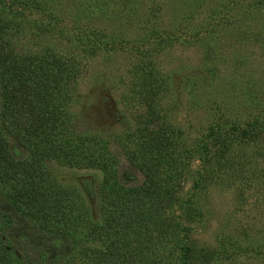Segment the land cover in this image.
Masks as SVG:
<instances>
[{"label":"rangeland","instance_id":"374dc122","mask_svg":"<svg viewBox=\"0 0 264 264\" xmlns=\"http://www.w3.org/2000/svg\"><path fill=\"white\" fill-rule=\"evenodd\" d=\"M84 1L59 0L52 9L60 18L62 31L82 26L95 29L103 41L110 37L123 40L79 59L84 65L72 82L71 97L56 95L60 126L55 139L46 145L54 151L69 150L71 161L62 155L52 158V149L43 142H31V135L17 127L9 129L15 133L14 139L6 135L13 158H22L26 167L34 166L27 171L39 172L41 185H60L59 190L74 200L72 212L78 217L77 198L85 196L92 222L96 219L99 172L76 166L79 151L85 146L105 145L104 151L115 158L118 171L125 170L130 176L127 183H136L142 177L126 163L122 150L148 133L149 116L154 115L171 128L162 133L174 150L171 166L165 170L167 165L161 164L157 171L175 172L168 182L180 196L178 201L182 204L190 197L198 206V213L188 221L193 226L190 236L200 245L228 251L208 264H264V144L255 143V139L240 141L239 135L226 137L227 144L233 143L224 151L230 163L220 171L224 177H206L201 186L196 177L206 167L198 158V144L209 123L216 121L233 134L240 128L264 134L259 125L264 121V0H165L157 9L146 1L145 13L134 19L123 16L121 24L112 28L111 21L93 13L80 16ZM248 3L252 15L242 18ZM27 17L37 16L30 12ZM224 18L228 21L223 22ZM47 19L41 15L43 22ZM194 32L202 36L194 37ZM64 34L23 26L16 37L31 49L46 46L56 54L77 56L72 36ZM70 120L73 125L69 127ZM15 175L20 176L18 181L3 175L0 180V264H93L87 252L78 250L63 251L62 260H53L57 237L51 230L82 239L79 245L83 246L96 247L99 241L93 236L89 239L93 232L81 224L82 219L75 225L61 223L57 227L31 220L34 210L17 202L24 198L22 191L26 192L29 184L21 182L22 175ZM26 235L34 247H25L30 242L23 240ZM154 248L159 249L157 243ZM160 250L164 252L165 247ZM23 252L26 259L18 262L16 258Z\"/></svg>","mask_w":264,"mask_h":264},{"label":"trees","instance_id":"16d2710c","mask_svg":"<svg viewBox=\"0 0 264 264\" xmlns=\"http://www.w3.org/2000/svg\"><path fill=\"white\" fill-rule=\"evenodd\" d=\"M146 1L155 9L165 3V0H85L81 10H77L82 17L93 13L96 18L111 21L109 27L112 28L121 24L119 19L123 16L134 19L145 13ZM58 2L59 0H0V180L1 175L10 179L15 177V181L20 177H16V173L23 176L24 180L21 179V182L29 184V189L22 191L24 198L17 199V202L24 204L28 210H34L35 214H30L31 220H42L57 227L61 223L75 225L76 220L82 219L81 224L88 226L93 232L89 239L93 236L99 241L96 247L83 246L79 245L82 239L59 229L51 230L52 236L57 237L56 256L53 260H62L63 251L71 250L87 252L85 254L93 264H208L227 254L228 251L222 248L200 245L190 236L193 226L188 221L198 213V206L191 203L193 199L190 197L185 198L186 201L182 204L178 201L180 196L173 189L174 185L168 182L176 176L175 172L173 175L169 171H157L161 164L167 165L165 170L171 166V153L174 150L165 143L162 133L164 129L171 128L164 126L165 123L154 115L149 116L151 123L148 133L122 150L126 163L142 177L136 183H127L130 176L125 170L118 171L115 158L104 151L105 145H95L94 148L85 146L79 151L76 166L91 167L99 172L96 219L92 222L88 219L85 196L77 198L81 208L78 217L72 212L74 200L70 197L68 199L66 193L64 195L59 190L60 185L55 182L52 188L41 185L43 177L39 172L35 174V170L27 171L32 167L35 169L34 166L26 167L22 158H13L6 135L14 139L15 133L12 134V131L17 127L31 135V142H43L46 145L48 140H54V132L60 126L56 95L61 94L66 99L71 97L72 82L84 65L79 59L93 54L101 46L123 40L121 37H110L103 41L99 34L95 35V29L82 26L80 29H65L63 32L60 18L52 12ZM250 6L248 3L242 10V18L252 15ZM30 12L37 17L28 18L27 14ZM43 14L48 17L45 22L41 20ZM227 21L228 19H223V22ZM23 26L41 32H47L48 29L50 33H65L66 38L71 35L79 54H56L46 46L31 49L30 45L26 46V42L18 43L16 34L22 32ZM118 31L116 29L115 32ZM195 34L194 37L202 36L198 32ZM103 36L105 37L104 34ZM127 40L126 38L124 42ZM67 124L70 127L71 120ZM259 125L264 127V121H259ZM248 129L240 128L233 134L232 130L220 128L216 121L207 125L203 140L198 144L201 148L198 158L201 164L206 165L196 175L199 182L202 183L206 177H224L221 169L230 167L224 151L233 143L227 144L226 137L229 139L231 135H234L232 138L239 135L240 141L255 139V143L257 140L264 144V134L256 135V129ZM46 146L49 150L52 149V158L62 155L71 161L70 156H67L69 150L58 148L54 151L52 146ZM37 156L40 157V154ZM211 163L214 168L220 169H212ZM201 185L204 184L199 186ZM65 196L68 202L63 209ZM7 220V223H12L9 217ZM11 225L15 226L13 223ZM23 240L30 241L25 243V247L35 246L27 235ZM154 243L158 244L157 251L154 250ZM164 247L163 252L160 249ZM25 259L24 252L16 258L18 262Z\"/></svg>","mask_w":264,"mask_h":264}]
</instances>
